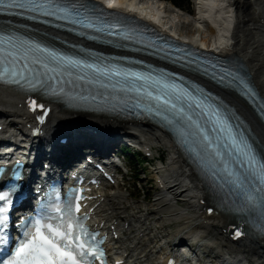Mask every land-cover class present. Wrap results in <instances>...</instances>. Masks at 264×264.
<instances>
[{"label": "snow or ice", "instance_id": "snow-or-ice-1", "mask_svg": "<svg viewBox=\"0 0 264 264\" xmlns=\"http://www.w3.org/2000/svg\"><path fill=\"white\" fill-rule=\"evenodd\" d=\"M110 2L115 4L116 0ZM13 9L22 10L18 13L20 15L24 12L32 13L29 16L32 20L52 18L108 35H116L113 29L119 30L121 27L118 21L110 22L102 18L96 7L90 8L82 0H0V10ZM74 71L80 73L81 81L88 80L89 83L105 80L111 83L119 78L128 84L141 81V87L147 85L151 88L155 85L158 91L144 92L158 105L155 114L174 126L185 143L196 144L197 157L203 161L205 156L201 154H206L213 166L223 171L228 178L224 181L228 187L235 189L234 193H229L226 207L238 212L245 222L249 213L259 212L264 217V156L257 153L246 136H241L235 130L226 112L207 103L208 97L197 95L199 89L190 92L175 83L167 73L157 77L151 74L145 76L119 64H109L102 57L92 56L85 60L58 52L37 41L0 33V80L7 77L6 83L57 95L67 84L65 80V85H60L64 73L72 74ZM89 74H93L91 79ZM225 75L232 77V81L237 82L250 95H255L238 72L233 75L231 69L224 70L221 79ZM54 82L59 87L54 86ZM63 94L67 95V92ZM31 103L34 110L37 106L44 109L42 103L37 105L35 100ZM193 110L205 116V120L199 121L198 116L194 119L196 112ZM208 121L212 122L210 131L217 133V137H210ZM220 134H223L224 143L219 139ZM213 176L217 180L223 179L215 171ZM10 191L14 192L15 188ZM5 198L0 193V201ZM8 203H11L10 199ZM80 208L78 202H68L63 209L56 208L60 215L32 221L26 228L25 239L6 264H90L97 256L103 257L104 252L94 247L101 243L93 239L98 234L83 226L87 217L75 214ZM2 228L3 218L0 217V231ZM244 234L238 230V237ZM0 264L4 262L0 261Z\"/></svg>", "mask_w": 264, "mask_h": 264}, {"label": "bare ground", "instance_id": "bare-ground-1", "mask_svg": "<svg viewBox=\"0 0 264 264\" xmlns=\"http://www.w3.org/2000/svg\"><path fill=\"white\" fill-rule=\"evenodd\" d=\"M120 4H129L133 10L146 17L147 22L159 23L160 28L176 29L178 37H187L194 45L200 42L204 48L219 51L222 56L242 59L264 99V0H197L194 15L174 6L168 10L163 1L139 0L138 4V0H121ZM33 27L47 38H61L70 42L68 38L49 29ZM215 89L223 100L245 118L264 150V123L241 99L221 88ZM25 99L0 89V118L8 125H13L9 132L18 131L22 123H25L28 116L22 106ZM70 116L58 108L50 127L55 130L61 128L60 132L65 131L67 134L81 126L90 129L88 120L77 117L70 119ZM104 125L117 132L131 131L125 125L121 126V130L117 129L115 122H104L103 119L93 123V130L97 126L101 129ZM139 132L140 140L148 139L158 143L169 151L171 158L167 166L157 169L160 174L157 181H160L162 190L156 195L153 204L145 205L129 200L128 195L122 191V183L112 190L103 189L97 193L101 201L96 211L98 217L122 223L121 239L112 246V253L127 256L130 264H161L172 243L182 235H187V238L194 237L198 243L196 258L192 259L194 264H212V261L205 262L204 259L209 258L215 246L223 253L234 254V259H242L237 261L239 264H245V260L248 263L252 259L264 264V240L230 245L224 233V227L227 229L230 225L229 219L221 216L215 218V222L219 223V234L210 230L208 225L204 226L198 209L207 197V190L179 155L173 153L177 150L173 141L155 129H141ZM173 223L182 224L175 234L170 233L169 228ZM126 225L128 229H125ZM215 261L221 263V260Z\"/></svg>", "mask_w": 264, "mask_h": 264}, {"label": "rangeland", "instance_id": "rangeland-1", "mask_svg": "<svg viewBox=\"0 0 264 264\" xmlns=\"http://www.w3.org/2000/svg\"><path fill=\"white\" fill-rule=\"evenodd\" d=\"M162 1L164 2L165 6L170 8L171 4L167 0H162ZM196 2H197V0H196ZM171 7H173V6H171ZM184 10H186L187 12L195 14L196 3H195V6L192 5V7L189 11H188V8H184ZM153 144L155 146L158 145V143L157 144L153 143ZM158 147L163 148L160 145H158ZM156 155L162 156V157L165 155L166 159L169 158V154L166 152V150H162L159 148H158V151H156ZM159 167L160 166L158 164H155V165L146 164L144 167L142 166L138 172H135V173H137L136 174L137 177L134 179H131V180H129V182H127V190L129 192L128 193L129 195L127 194V191H125L126 185L124 184L122 191L124 194L128 195L129 200H131L133 202H139V203L145 204V205L153 204V202L157 198L156 195L158 194L157 193V186L155 184V178H156L155 173L157 171L156 169H158ZM130 192H132V193H130ZM147 207L149 208V206H147ZM164 216H167V214H165ZM169 228H171V230H175L177 228V224L173 223L170 225Z\"/></svg>", "mask_w": 264, "mask_h": 264}, {"label": "trees", "instance_id": "trees-1", "mask_svg": "<svg viewBox=\"0 0 264 264\" xmlns=\"http://www.w3.org/2000/svg\"><path fill=\"white\" fill-rule=\"evenodd\" d=\"M170 1H172L176 5H180V2H182V0H170Z\"/></svg>", "mask_w": 264, "mask_h": 264}]
</instances>
